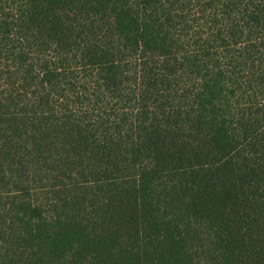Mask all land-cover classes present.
Instances as JSON below:
<instances>
[{
  "label": "trees",
  "instance_id": "16d2710c",
  "mask_svg": "<svg viewBox=\"0 0 264 264\" xmlns=\"http://www.w3.org/2000/svg\"><path fill=\"white\" fill-rule=\"evenodd\" d=\"M0 264H264V0H0Z\"/></svg>",
  "mask_w": 264,
  "mask_h": 264
}]
</instances>
